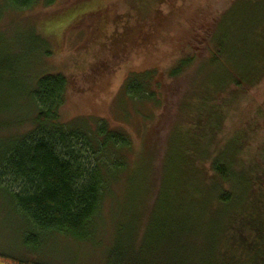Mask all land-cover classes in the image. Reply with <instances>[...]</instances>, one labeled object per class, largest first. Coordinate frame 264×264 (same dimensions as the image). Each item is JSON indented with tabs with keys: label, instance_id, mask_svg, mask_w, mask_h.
Returning a JSON list of instances; mask_svg holds the SVG:
<instances>
[{
	"label": "rangeland",
	"instance_id": "1",
	"mask_svg": "<svg viewBox=\"0 0 264 264\" xmlns=\"http://www.w3.org/2000/svg\"><path fill=\"white\" fill-rule=\"evenodd\" d=\"M73 1L37 0L29 8L19 10L12 0H0V60L9 59L12 64L4 76V87H0V99L10 110L2 107L5 109L0 110V118L6 116L4 120L10 122L14 112L15 121L0 132V145L33 128L30 123L36 111L27 99V92L24 94L25 86L46 63L44 67L49 72L62 73L67 78L61 121L74 126L83 124L91 130L97 122L108 121L110 127L126 132L132 139L127 155L128 170L113 185L111 197L105 200L98 216V234L93 240L74 242L44 236L39 241L41 244L31 246L32 251L23 245L27 222L0 189V254L15 258L33 255V261L46 264H112L113 243L119 232L125 236L127 245L134 247L146 229L149 239L153 234L157 238L155 226L159 219H167V231L159 238L152 258L159 256L165 260H158L169 263L175 259L184 264L209 263L210 237L220 227L214 225L216 211L203 203L207 196L205 189L195 191L187 184L189 194L184 191L180 196L172 191L178 203L184 202L181 214L177 212L178 203L155 207V200L162 160L170 143L179 139L180 129L188 130L189 125L181 121L191 109L192 97L207 96L210 86H221L216 78L229 79V74L239 73L254 61L253 53L247 57L245 53L239 55L242 45L238 44L236 49L228 41L230 29L247 17L237 15L247 8L238 5L231 8L238 0H106L115 12L104 34L99 33L98 16H85L62 38L61 30L55 31V26H50L46 37L53 43L54 54L42 60L36 54L31 56L33 52L27 40L32 38L34 30L26 24V18L58 12ZM250 37H256L252 29L245 33L246 40ZM211 41L213 44L222 41L226 49L230 48L226 59L221 56L213 61ZM185 59H189L190 65H185L183 74L171 76L170 70ZM146 71L156 72L152 82L149 80L155 98L133 100L128 94L131 90L128 82L133 75ZM8 81L18 88L16 92L7 85ZM230 88L213 102L225 113L219 129L212 134L213 142L204 158L206 169L212 157L233 139L241 144L242 165L258 158L264 145V77L239 95L234 86ZM196 107L206 118L209 107L205 101L200 100ZM199 124L197 132L203 138L210 126L217 125L216 117ZM169 163L171 170L173 163ZM236 167L240 168L238 164Z\"/></svg>",
	"mask_w": 264,
	"mask_h": 264
},
{
	"label": "trees",
	"instance_id": "2",
	"mask_svg": "<svg viewBox=\"0 0 264 264\" xmlns=\"http://www.w3.org/2000/svg\"><path fill=\"white\" fill-rule=\"evenodd\" d=\"M36 1L12 0L19 10L29 8ZM106 3V0H74L58 12L38 18L27 17L26 24L34 30L32 38L27 40L33 52L31 56L36 54L37 59L40 57L42 60L54 54L53 43L46 37L50 26H55V31L61 30L62 38L70 27L85 16H98L101 20L99 33L104 34L115 12L113 6ZM240 4L243 6L240 7ZM237 5L238 8H247L246 12L237 16L247 17L230 29L229 45L237 49L238 44H241L239 55L245 53L247 57L253 53L254 61L239 73L229 74V79L216 78L221 86H210L212 89L208 90L207 96L197 94L192 97L191 109L186 111L187 115L181 121L189 125L188 130L180 129L179 139L170 143L162 160L159 193L155 200V207L169 204L177 206L178 200L172 191L182 196L184 191L187 192V184L195 191L205 189L207 196L203 203L216 211L213 220L216 218L217 221L214 225L220 227L210 237L212 259L207 264H264V145L258 158L245 161V165L240 161L241 144L236 139L224 146V152L221 150L212 157L207 169L204 160L213 142L212 134L219 129L225 113L223 108L213 103L214 100L231 86L239 95L264 77V3L261 0H238L231 8ZM249 29L256 37L246 40L245 33ZM242 30L244 33L240 35ZM212 44L211 41L213 61L220 60L221 56L226 59L230 48L226 49L227 45L222 41ZM9 62V59L0 60L2 88L4 76L12 66ZM45 64L28 79V86H25L24 94L27 92V99L33 103L36 111L30 123L33 128L11 142L0 145V189L7 193L18 214L28 224L23 240L28 251H32V245L41 244L39 241L44 236L47 239L63 237L74 242L93 240L98 234V216L105 200L111 197L113 185L128 170L127 155L132 147L129 135L110 127L108 121L97 122L93 130L83 124L74 126L62 122L60 109L65 101L67 78L62 73L49 72ZM185 65H190L189 59L179 61L170 70L171 76L183 74ZM223 66L227 72H231L225 64ZM155 73L146 71L131 77L128 94L133 100L152 101L155 98L156 94L150 87ZM9 82L7 85L13 89L14 85ZM14 89L16 92L18 88ZM231 96L234 97L233 91ZM200 100L209 107L206 118L202 116L203 111L196 107ZM2 107L10 110L0 99V110L5 109ZM4 117L0 118V132L15 124L12 118L7 122ZM213 117H216L217 125L210 126L209 131L205 132L207 137L203 134L201 138L197 132L199 123ZM170 161L173 163L171 170ZM237 164L240 168L236 167ZM143 180L144 176L141 183ZM183 204V201L178 203V213ZM166 220L159 219L155 226L157 238L153 234L149 239V229H146L134 247L131 244L128 246L125 236L119 232L113 243L112 264H184L177 259L173 263L162 262L160 260L164 258L151 256L158 240L167 231ZM28 257L15 258L0 254V260L6 264H46L33 261V255Z\"/></svg>",
	"mask_w": 264,
	"mask_h": 264
},
{
	"label": "water",
	"instance_id": "3",
	"mask_svg": "<svg viewBox=\"0 0 264 264\" xmlns=\"http://www.w3.org/2000/svg\"><path fill=\"white\" fill-rule=\"evenodd\" d=\"M0 264H6V263H4V262H0Z\"/></svg>",
	"mask_w": 264,
	"mask_h": 264
}]
</instances>
